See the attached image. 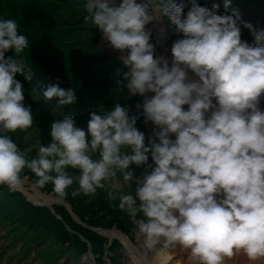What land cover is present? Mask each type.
<instances>
[{"label": "clouds", "instance_id": "1", "mask_svg": "<svg viewBox=\"0 0 264 264\" xmlns=\"http://www.w3.org/2000/svg\"><path fill=\"white\" fill-rule=\"evenodd\" d=\"M224 5L227 9L230 0ZM157 7L183 34L171 48V67L167 60L154 58L151 32L145 30L155 18L148 0L83 4L86 21L113 48L128 50L121 57L127 68L125 87L129 94L145 97L137 107L160 129L149 146L135 127L136 119L117 104L90 115V135L72 117L57 119L50 127L51 142L39 146L31 159L8 133L33 125L31 109L23 104V86L15 79L27 73L30 80L32 73L22 61L5 58L9 49L19 56L28 39L18 33L14 19L0 20V186L17 190L21 173L28 169L35 176L34 187L53 185L58 203L74 182L78 188L72 196L83 194L91 203L118 170L130 182L133 173L125 170L132 164L147 165L151 171L135 181V195L122 194L113 185L107 199L111 207L127 213L148 249L179 245L199 264H223L241 251L255 261L264 257V112L258 107L264 93V30L245 23L254 36L249 45L241 41L238 14L219 15L218 5L209 10L193 3L186 17L172 0ZM188 69L197 81L189 80ZM149 92L154 96L148 98ZM43 95L58 97L60 105L75 101L71 89L55 85ZM149 153L155 167L148 164ZM117 200L118 205L113 203Z\"/></svg>", "mask_w": 264, "mask_h": 264}, {"label": "rangeland", "instance_id": "2", "mask_svg": "<svg viewBox=\"0 0 264 264\" xmlns=\"http://www.w3.org/2000/svg\"><path fill=\"white\" fill-rule=\"evenodd\" d=\"M16 1V2H15ZM86 0H0V10L5 12L8 16H12L17 18V25H18V33L21 32H31L27 29L26 26L23 27L21 22L18 20V10L23 5H33V6H40L43 7L44 10L41 12V15L34 12L31 16H28L25 13L24 9L20 10L27 15V18H22L21 20H25V24H29L30 18L40 17L39 18V32L37 38L34 40L28 39L29 46L24 49L23 52L27 54V56H20L19 58L15 56L14 49H9L5 53V58L13 57L18 61H22L24 66H30L31 68L36 70V67L41 66L44 68V71L52 72L49 73L48 76L54 75L55 77H51L57 79L54 81L53 84L64 90L71 89L75 94V100L80 101L81 103L86 104L88 107H92L96 109L97 113H101L103 111H110L117 105L118 101H123L126 103L130 100L135 101L138 104L142 105L144 102V96L139 94L131 95L129 94L125 85L127 84V80L124 78V73L127 71L126 66L123 64L121 57H109L107 56L109 52L116 53L117 50L111 46L110 42L104 37L101 30L95 27V25L91 22V20L85 19L87 13L83 8V4ZM122 0H116L117 6L121 3ZM141 0H137V3H140ZM148 2L152 6V15L155 17L152 22L145 25V30L151 32L149 43H156L158 45L157 51L159 52L154 58H163L168 61L169 67H171L173 56L171 52V48L176 40L175 38V28L172 27L171 21L168 16L164 15L163 11L158 10V5H165L163 1L161 3L157 2L156 0H148ZM204 2H208L209 5H217V0H204ZM195 2V0H175V4L177 6H181L186 10L183 13L184 16L187 15V12L190 10L191 6ZM198 4V3H197ZM59 5V6H57ZM12 6H16L13 8ZM61 10L67 13V17L62 19ZM24 8V7H23ZM156 19V21H155ZM72 20H75L73 23ZM52 23V24H49ZM68 23H72L69 24ZM159 27V30H158ZM159 31V32H158ZM162 31V32H160ZM159 34V35H158ZM26 36V34L24 33ZM158 35L159 41L153 40V37ZM27 37V36H26ZM76 41V42H75ZM55 46L57 48H55ZM163 49H166V52H161ZM43 53H49L48 55H44ZM122 54V53H121ZM90 66L92 67L95 72L99 75V78L96 76L87 77L85 72L79 70L81 67ZM162 66V65H161ZM46 67V68H45ZM49 68V69H47ZM188 73L189 80L197 81L199 79L198 76L193 74V72L188 69L186 70ZM35 72V71H31ZM36 74V73H35ZM194 75V76H193ZM37 77V74L34 75ZM43 77V76H42ZM37 77V81L42 82L45 77ZM196 77V78H195ZM100 78L109 79L108 82H102ZM196 79V80H194ZM67 83H62V82ZM71 82V85L70 83ZM62 84V86H61ZM81 90V93L79 91ZM148 98L154 96V93H146L145 94ZM25 100H27V96H25ZM108 100H112L109 101ZM215 104V100H213ZM121 107L123 105L119 104ZM88 109V108H87ZM143 118L147 119L145 115ZM26 131V130H25ZM25 131L21 132L17 130L14 133H8L9 136L13 137H23ZM24 153V151H22ZM26 158L31 159L30 156L24 153ZM27 179H32L33 182L35 180L34 174L30 172V170L25 169L21 173V184H25ZM121 185V182L119 183ZM29 183H26V186ZM34 183L31 182L29 185V193L27 196H31V193H36V189L41 193H44L46 196H50V199L47 200H31L33 204L37 201L39 205H53L54 202H57L56 194L53 192V185L47 184L43 188L34 187ZM36 188V189H35ZM78 188V187H77ZM35 189V190H34ZM73 188L70 186L67 189V197L65 201L59 203V206L62 210L70 211L72 205L73 208H76L77 211L69 212L73 218L77 221L78 217H84L87 214L85 210H90L92 203L96 204L95 201L91 200V203L88 200L85 202V205L80 208L77 206V198L72 196ZM122 194H127V191H121ZM39 201H41L39 203ZM44 203V204H43ZM58 203V202H57ZM118 205L119 201L113 202ZM36 205V204H35ZM103 211L110 212L108 215L99 218H92L94 220L93 224L89 225L90 228L97 227V225L101 226L98 229L93 228L90 230H84L82 227L74 222L69 221L68 219L64 218L63 223H69L71 227L76 228L80 231L81 235H84L88 239L93 240L94 247L92 248L89 243V250L87 255L91 256L88 257L87 255L82 256L77 259V262L74 264H84L83 262L86 260H90L92 264L94 257H101L102 251L104 247L108 246L109 249L107 251L112 250L114 252L115 246L113 243H110L111 238L109 237L111 231H109V235H103L100 232L103 228L107 229H114V225L119 227L125 226L127 223H133L131 218L125 212H119V215L116 216L117 208H113L110 206V202H104L103 204ZM68 210V211H67ZM91 220V219H90ZM89 221V220H88ZM41 222L43 225H40ZM7 224V223H6ZM134 224V223H133ZM24 226H20V230ZM29 227L27 232H25L23 238L27 235L30 236L32 242H35L39 245V247L44 246L48 242H43L42 238L39 239L40 235L45 233L48 234L50 231V235L52 236L50 239V245L46 247V251L50 252V250H54L58 244H62L63 241L61 239L62 235V228L58 222H56L53 218H46V219H39L37 222L34 223L33 220L30 221ZM92 232L94 234H92ZM98 234H97V233ZM4 233L3 225L0 224V234ZM97 235V236H96ZM76 236V235H75ZM116 238V237H114ZM118 238V237H117ZM120 238V237H119ZM18 239V238H16ZM20 240V239H19ZM121 240V239H120ZM46 241H49V238H46ZM122 241V240H121ZM130 243H132L130 241ZM3 238H0V252L3 250L2 245ZM16 243H9L5 248L4 252L0 253V261L1 263L5 260V256L10 254V252L15 251ZM121 246V254L123 255L122 261L123 264H130V258L126 253V248L124 245ZM91 248L96 251L97 256L93 255L90 251ZM163 249L162 245H157L154 248L157 251ZM173 248V247H172ZM169 252H173L170 247L167 248ZM142 253V250H140ZM181 252V251H180ZM183 256L187 260L188 253L181 252ZM50 254H53L50 252ZM94 256V257H93ZM46 253L41 254L40 257L35 259V263H41L46 258ZM184 258V259H185ZM103 259V258H102ZM102 259H98L96 261L100 262L101 264H106L105 261ZM121 261V262H122ZM182 264H187L185 262H181ZM87 264V263H85ZM194 264V263H192Z\"/></svg>", "mask_w": 264, "mask_h": 264}, {"label": "trees", "instance_id": "3", "mask_svg": "<svg viewBox=\"0 0 264 264\" xmlns=\"http://www.w3.org/2000/svg\"><path fill=\"white\" fill-rule=\"evenodd\" d=\"M57 6H59V5H57ZM12 7L15 8L16 6H12ZM20 8L24 9L25 13L28 16H31L34 12H36V13L41 15V12H43V10H44L43 7H40L38 5L37 6H33L31 4L23 5ZM20 8L18 10V16H17L18 20L21 22L23 27L26 26L27 29L31 31V32H21V34L24 35V33H25L26 36H27V39L34 40L38 36V32H39V25L38 24H39V18L40 17L30 18L29 19V24H25L26 23L25 20H21V19L22 18L26 19L27 15L24 12H22L20 10ZM59 8H60V11H61L62 19L66 18L67 17V13L64 12L63 10H61V7H59ZM4 19H14L15 21H17L16 16L13 17L12 14H11V16H8L5 12L0 10V20H4ZM74 21L75 20H72L71 22L73 23ZM72 23H68V25L72 24ZM49 24H52V23H49ZM55 48H57V47L55 46ZM43 54L44 55H48L49 53H43ZM20 56H27V54L25 52H22L20 54ZM17 57L19 58V56H17ZM41 66L36 67V70L31 68L30 66H25V70H27L29 68L30 71H35V72H31L32 76L37 74L38 78H40L42 76L43 77H47V78H44V79H48L49 78L48 81L54 79V78L51 79V77H55L54 75H51V77L48 76V74L52 73V72H48L50 70L44 71V68H42ZM47 69H49V68H47ZM79 70H82L83 72H85L87 77L96 76V77L99 78V75L90 66L81 67V68H79ZM25 76L27 78V73L18 74L16 77H17V80L19 81L20 78H24ZM100 80L102 82H108L109 81V79L106 80V79H103V78H100ZM60 82H62V81H60ZM62 83H67V82H62ZM69 83L71 85V82H69ZM23 84L26 85L24 82H23ZM51 85H54V84L50 81L49 82V86H51ZM61 86H62V84H61ZM61 89H63V88H61ZM79 91L81 93L80 88H79ZM23 92L24 93L28 92L27 95H29L30 98H32V97L36 98V92L34 90L30 89L29 87L28 88L23 87ZM42 101H35L33 103V108L31 109V115H32V117H34V124H35V127H36L37 131L39 132V135H42L47 130L49 121L51 120V118H53V116L55 117L56 114H60L61 118L65 117V116L72 117L76 121V127L81 128L79 126V122H80V120H84L85 119L82 116L81 113H86L88 110H90V112H91L90 114H92L94 112L97 113L96 109H94L92 107H88L86 104L81 103L80 101H77V100H75L74 103H72L70 105H60L58 97H54L52 99V103H50L49 99L44 100L43 102ZM109 101H112V100H108V102ZM118 102H122L123 103V101H118ZM131 102H132V100L126 102V104H129ZM90 114H88L87 117H90ZM77 204L78 205L80 204V201H79L78 197H77ZM85 211H86V213L89 212V210H85ZM87 216H88L87 219L90 220L93 216H96V212L92 213V216L89 215V214ZM83 246H84V244H83Z\"/></svg>", "mask_w": 264, "mask_h": 264}, {"label": "bare ground", "instance_id": "4", "mask_svg": "<svg viewBox=\"0 0 264 264\" xmlns=\"http://www.w3.org/2000/svg\"><path fill=\"white\" fill-rule=\"evenodd\" d=\"M155 21H156V19H155ZM158 30H159V27H158ZM160 32H162V31H160ZM194 80H196V79H194ZM191 81H193V78ZM35 191H36V193H31V195H32L31 198L33 200H39V199L47 200V199H49V198H45L44 193H41L38 190H35ZM112 236L116 237V238L120 237V239L124 241L123 245L126 248V253H127L128 257L130 258V264H182L181 262H185L187 264H192V263L199 264V262L197 260H194L191 257L189 250L184 249V248L180 247L179 245H177L173 248L170 247L171 250H174L172 253L169 252L167 250V248H163L161 250H158L159 248H157V251H156L155 249H148L146 247L145 248L146 251L143 252V260H142V259H140V257L136 253V250H135L136 247H134L133 243H130V240L128 238L123 237L120 234L116 235L114 233H112ZM136 244L138 245V247H140L142 245L141 240L137 239ZM180 251L188 253L189 256H187V260ZM259 259H260V264H264V257L259 258ZM83 263L84 264L85 263L91 264L90 260H86ZM252 263H256V261H252ZM223 264H250V262H249V258L247 257V255L243 254V252L241 251V252L235 253L230 258L226 257L223 261Z\"/></svg>", "mask_w": 264, "mask_h": 264}]
</instances>
